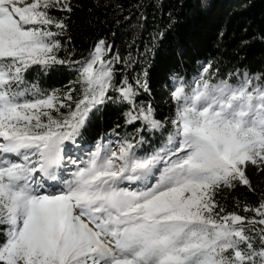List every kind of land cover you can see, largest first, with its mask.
Wrapping results in <instances>:
<instances>
[{"label":"snow or ice","instance_id":"obj_1","mask_svg":"<svg viewBox=\"0 0 264 264\" xmlns=\"http://www.w3.org/2000/svg\"><path fill=\"white\" fill-rule=\"evenodd\" d=\"M20 3L0 0V264H264V200L243 207L249 217L216 198L251 189L249 166L264 172V76L212 83L209 64L174 82V116L157 120L136 103L146 79L113 84L114 65L128 61L105 59V41L84 60L59 58L66 25L50 10L70 12V0ZM58 65L75 68L79 99L29 86L31 68ZM110 92L138 133H161L158 145L141 154L143 136L102 139L74 158Z\"/></svg>","mask_w":264,"mask_h":264},{"label":"trees","instance_id":"obj_2","mask_svg":"<svg viewBox=\"0 0 264 264\" xmlns=\"http://www.w3.org/2000/svg\"><path fill=\"white\" fill-rule=\"evenodd\" d=\"M70 7V12L50 10L52 17L66 25L59 37V58L84 60L99 41H105L111 46L105 59L118 54L128 61L114 65L113 84L119 85L125 76L133 84L136 78L146 79L149 91L140 89L136 103L151 104L157 120L174 116L170 99L174 82L178 78L193 82L209 64L212 83L225 78L237 83L245 72L264 76V0H70ZM77 75L75 68L67 65L48 71L34 66L26 73V80L44 93L62 95L73 88L75 100L80 97L79 86L73 83ZM109 95L113 99L90 114L77 149L94 150L102 139L143 136L141 154L150 152L158 145L161 133L146 128L138 133L143 128L140 122H126L129 105L117 100L118 93ZM53 115L62 118L55 112ZM77 149H73L74 158L78 157L74 154ZM246 175L251 189L237 184L223 189L216 198L227 212L250 217L253 213L244 212L243 207H257L264 200V172L249 166Z\"/></svg>","mask_w":264,"mask_h":264},{"label":"rangeland","instance_id":"obj_3","mask_svg":"<svg viewBox=\"0 0 264 264\" xmlns=\"http://www.w3.org/2000/svg\"><path fill=\"white\" fill-rule=\"evenodd\" d=\"M31 2H33V0H23V3L18 4V6L24 7V6H27L28 4H31ZM52 190L53 189H51V191Z\"/></svg>","mask_w":264,"mask_h":264}]
</instances>
